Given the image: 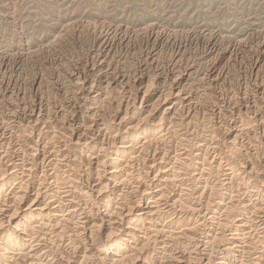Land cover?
Segmentation results:
<instances>
[{
    "label": "bare ground",
    "instance_id": "6f19581e",
    "mask_svg": "<svg viewBox=\"0 0 264 264\" xmlns=\"http://www.w3.org/2000/svg\"><path fill=\"white\" fill-rule=\"evenodd\" d=\"M102 36L96 55L73 71L67 111L52 112L35 96L0 114V264H264V162H254L242 143L244 136L261 135L253 155L264 145V87L224 100L213 129L228 147L241 143L249 154V164L238 166L218 140L196 151L187 144L199 112L195 94L170 82L173 68L155 64L159 49L178 59L189 46L201 45L204 59L211 57L205 75L211 82L204 86L211 90L226 79L223 71L215 75L226 51L252 55L258 73L264 37L228 40L224 47L214 37L200 42L153 31L146 45L156 59L131 81L107 66L126 36L110 29ZM163 78L168 88L160 87ZM118 88V102L108 107ZM161 105L167 117L155 123L151 137V130L137 131L142 121L123 133L108 123L124 107L125 115H135L132 110L152 112ZM225 108L237 117L221 121ZM76 150L91 153L87 162H79ZM208 151L219 158L198 162Z\"/></svg>",
    "mask_w": 264,
    "mask_h": 264
},
{
    "label": "rangeland",
    "instance_id": "374dc122",
    "mask_svg": "<svg viewBox=\"0 0 264 264\" xmlns=\"http://www.w3.org/2000/svg\"><path fill=\"white\" fill-rule=\"evenodd\" d=\"M108 29L118 38L126 36V41L111 53L107 66L117 72H124L122 74L131 77L132 81L142 66L150 65L149 63L157 58L155 64L159 63V68L163 65L173 68L170 82H177L181 88L195 94L199 112L191 122L188 129L189 141L187 140L193 151L204 144L206 146V142L209 144L214 139L212 142H218L225 155H234L233 160L238 166L249 164V154L240 149L241 143L233 148L228 147L213 129L218 125V116L224 100L240 99L241 96L237 93L243 94L245 88L256 90V86L264 87V61L257 73L252 66V55L246 51H226L219 56L215 65V75L218 71H223L226 79L214 84L219 85L218 87L206 90L205 83L211 82L205 77L207 68L211 65V57L204 59L205 50L201 49V45L189 46L178 59L172 58L173 51L168 48L157 50L158 57L152 58L149 57L152 50L146 45V41L153 31L175 33L181 40L191 35L199 37L200 42L214 37L220 39L224 47L228 40H256L259 36L264 37V0H0V114H7L11 107L17 109L24 101L31 103L35 96L42 98L44 107L52 108V112L62 107L67 111L70 90L73 87V71L84 66L96 55L102 34ZM148 77L144 76V85L149 81ZM165 79L159 82L161 88V85L165 84L164 89L168 88L170 83L169 80L165 82ZM144 85L141 88H144ZM122 91V88H118L112 93L113 99L120 96ZM118 99L108 101V107H114ZM165 108V105H161L152 112L150 108L139 112L132 110L135 115H125L127 113L124 107L120 110L119 118L108 123L114 128L113 132L123 133L142 121L137 131L146 133L151 130L147 135L151 137L155 123L164 121L162 118L167 117L163 116ZM231 109L223 110L222 116L226 118H221V121L228 122L233 118L232 114L235 112ZM108 114L106 117L112 119V115ZM235 114L236 118L237 113ZM185 119L187 121L188 118ZM253 139L257 143L246 136L242 138L244 149L252 153L254 162H264V145L260 144L261 153L253 155L252 152L255 149L252 146L262 142L261 135L257 134ZM139 141L141 143L144 139L140 138ZM100 146L98 143L95 150ZM202 148L205 149L204 146ZM208 152L209 156L205 154L204 157L202 154L198 162L204 160L208 163L216 157L213 151ZM75 153L80 158V163L87 162V156L91 154L77 150ZM195 163L197 164L196 159L193 161L194 165ZM211 163L213 162L208 164ZM109 165L106 166L108 169L111 168ZM37 171L39 176L40 170Z\"/></svg>",
    "mask_w": 264,
    "mask_h": 264
}]
</instances>
